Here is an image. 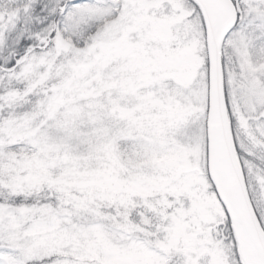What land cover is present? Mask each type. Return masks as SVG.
Wrapping results in <instances>:
<instances>
[{
    "label": "snow or ice",
    "instance_id": "obj_1",
    "mask_svg": "<svg viewBox=\"0 0 264 264\" xmlns=\"http://www.w3.org/2000/svg\"><path fill=\"white\" fill-rule=\"evenodd\" d=\"M0 264H264V0H0Z\"/></svg>",
    "mask_w": 264,
    "mask_h": 264
}]
</instances>
